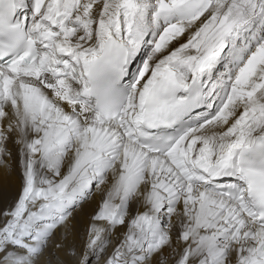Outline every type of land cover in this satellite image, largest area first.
Listing matches in <instances>:
<instances>
[{
  "label": "snow or ice",
  "instance_id": "1",
  "mask_svg": "<svg viewBox=\"0 0 264 264\" xmlns=\"http://www.w3.org/2000/svg\"><path fill=\"white\" fill-rule=\"evenodd\" d=\"M0 264H264V0H0Z\"/></svg>",
  "mask_w": 264,
  "mask_h": 264
},
{
  "label": "bare ground",
  "instance_id": "2",
  "mask_svg": "<svg viewBox=\"0 0 264 264\" xmlns=\"http://www.w3.org/2000/svg\"><path fill=\"white\" fill-rule=\"evenodd\" d=\"M17 190V179L15 176H7L0 169V201L10 198Z\"/></svg>",
  "mask_w": 264,
  "mask_h": 264
}]
</instances>
